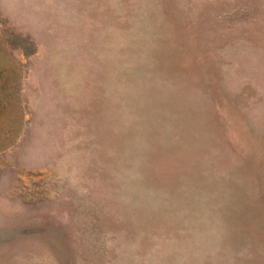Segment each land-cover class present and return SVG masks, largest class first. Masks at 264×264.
<instances>
[{
  "label": "rangeland",
  "instance_id": "rangeland-1",
  "mask_svg": "<svg viewBox=\"0 0 264 264\" xmlns=\"http://www.w3.org/2000/svg\"><path fill=\"white\" fill-rule=\"evenodd\" d=\"M0 264H264V0H0Z\"/></svg>",
  "mask_w": 264,
  "mask_h": 264
}]
</instances>
